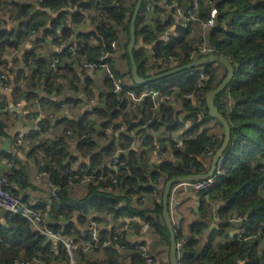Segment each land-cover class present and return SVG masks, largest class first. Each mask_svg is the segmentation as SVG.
<instances>
[{
  "label": "trees",
  "instance_id": "1",
  "mask_svg": "<svg viewBox=\"0 0 264 264\" xmlns=\"http://www.w3.org/2000/svg\"><path fill=\"white\" fill-rule=\"evenodd\" d=\"M105 1L110 0H0V24L1 21L12 23L11 28H0V66H9L5 56L18 51L24 41L35 38L37 43H42L50 39L51 35L57 34L54 39H50L54 44L58 46L63 40L68 43L52 58L59 60V70L56 73L48 70L50 64L35 49L29 51L24 58L26 65L32 69L30 74L19 67L18 63L13 64L14 68L17 66V75L27 82L24 88H16L17 100L24 98L26 104H30L36 100L41 102L45 98V103H58L52 98L42 97V92H45L54 95L58 99L56 101L70 103L76 108L80 101L78 96L62 98L70 86L79 91L74 82L78 76L76 67L84 69V60L98 61L103 51L114 55L116 53L107 61L118 76L124 79V88H130L136 93L160 85H164V91L177 88L181 94L195 89L196 75L179 78L174 82L166 77L144 85L128 84L126 79L131 78L132 69L128 44L138 0H120V11L112 18L92 16L93 5ZM197 1L198 15L202 20L210 18L213 6L218 10L215 25L210 31V42L217 46L219 54L226 55L232 61L235 68L233 79L215 98V103L228 119L232 132L221 173L216 176L215 183L210 188L199 193L200 219L191 222L187 232L181 227L175 228L177 243L183 241L179 262L238 264V259H247V264H264V0ZM173 2L186 7L188 4L193 5L194 0H144L136 21L137 41L141 38L145 44H153L157 58L173 55L178 58L180 65H185L190 61L188 56L192 51L187 39L191 29L178 25L179 37L170 43L160 39L175 25V10L168 7ZM146 3L151 6L149 10L145 8ZM40 6L51 8L54 14L41 10ZM85 17L91 20L92 29L77 34V30L85 24ZM151 18L154 23L150 22ZM17 22L18 25L15 24ZM113 41H118L117 52L112 48ZM145 44L136 46L134 50L141 76L148 77L171 69L154 71L155 66L151 65L149 49ZM68 49L71 51H67ZM120 58L127 62V73L123 74L119 68ZM211 66H203L208 74L203 88L205 94L223 79H218L212 73ZM42 67H46L47 71H41ZM86 85L89 95L100 92L99 99L81 117H66L64 131H72L77 137L82 133L89 134L88 137L77 139V149L81 156L90 157V166L81 170L72 169L71 163L76 158L68 152L66 137L70 135L66 133L56 141L45 140L34 145L31 154L37 158L43 154L45 164L41 170L50 173L49 181L57 188L56 196L51 193L50 204L34 206L47 212L46 221L50 227L63 236H73L77 244L86 241L88 237L84 236L73 221L75 214L78 212V222L83 226L87 225L90 213L108 212L116 216L125 214L131 218L139 217L140 220L133 222L131 230L134 233H140L138 230L144 223H148L151 230L163 237L170 246V231L163 217L162 198L148 199L153 204L154 215L120 205L123 199H132L135 187L150 193L158 177H165L166 182L173 177L208 170L202 159L206 147L210 144L217 149L222 144L223 135H216L204 126L212 119L207 115L205 98L202 99L201 108L185 100L183 105L187 113L185 119L181 120L182 111H178L173 105H156L150 98L135 104L125 92L115 93L114 84L109 77L103 78L102 89L92 77L88 78ZM6 105V101H0V137L8 135L11 121L9 110L4 111ZM59 107L60 105L58 109ZM203 111H206L205 116ZM191 118H196V121L191 123ZM110 125L113 127L112 132L108 131ZM162 126L167 127L170 133L182 128V145L177 146L172 137L159 138L155 133ZM47 128V120L42 119L41 129L30 131L29 138L40 139ZM159 145L168 148L170 158L153 164L150 157ZM117 152L125 163L117 184L90 182L82 197L71 196V185L79 181L78 178H72L76 173L83 174L90 168H101L104 161ZM7 156L11 157L10 154ZM99 171L109 173L111 167L108 165ZM23 174L21 169L11 167L7 176L11 182H19L24 186L27 179ZM12 186L13 183L10 191L19 195ZM119 190L124 195L117 193ZM215 205L219 217L218 227L211 230L205 241L203 233L208 226L207 221L214 214ZM237 215L244 218L243 223L238 225V229L243 227L246 230L243 236L239 232L231 235L230 229L235 224L233 220ZM6 220V223L0 222V264H13L15 259L22 256H37L50 264L60 257L65 259L63 244L56 248L53 241L45 243L38 237L29 220L21 214L6 212ZM114 228L111 231L100 229L102 241L111 242V246L127 245L131 251L128 256L134 262L142 263L144 256L135 249V245L144 243L130 242L129 230L120 227V233H114ZM114 235L117 237L114 238ZM113 253V256L100 261L81 258V264H120V254L116 248H113Z\"/></svg>",
  "mask_w": 264,
  "mask_h": 264
},
{
  "label": "crops",
  "instance_id": "2",
  "mask_svg": "<svg viewBox=\"0 0 264 264\" xmlns=\"http://www.w3.org/2000/svg\"><path fill=\"white\" fill-rule=\"evenodd\" d=\"M26 1V0H21ZM196 1V0H194ZM206 1V0H205ZM189 6V4L187 5ZM109 7L105 8V6H101L98 9H95V13L91 12L92 16H97L100 19H109L111 18L108 14ZM99 14H96L98 13ZM3 18V17H2ZM5 19V17H4ZM174 20L175 25H179L180 23H183L184 19L174 14ZM151 23H154L153 18L150 19ZM18 25V22L15 23ZM11 28L12 23L8 21L7 23L4 21H1L0 28ZM92 29V26L89 24H84L83 27L79 28L77 30V33L83 32V31H90ZM160 39L163 40V36L160 37ZM145 43L144 41L139 38L137 41V47L143 46ZM146 48L149 50H152L153 44H145ZM38 52L39 56L42 58H45L48 63L50 64L52 61L53 56L58 51V47L56 44H54L50 39L45 40L42 43H37L35 38L24 41L20 49L17 52H14L12 54H7L5 56L6 61L8 62L9 66H14L13 64L18 63L22 68V64L24 62V58L28 54L29 51L34 50ZM119 59V57H117ZM119 68L124 73H127V62L125 60H121L118 62ZM16 65V64H15ZM212 66L218 67V71L222 77L227 73L226 67L221 63H214L211 64ZM17 67V66H16ZM13 68L11 71H9V78L6 87L0 91V101H6L7 105L5 110H9L11 113V121L10 125L8 127V135L0 137V173L2 175L7 176V174L10 172L11 167H16V169H21L25 175V178L27 179V184L25 182L24 186H21L19 182H11L13 183V190H17L19 195L23 197L29 205H48L51 202V193H52V186L49 181V179L45 176H42L40 174L41 166L40 162L42 160L43 154L41 153L38 155V158L32 155V147L36 144H40L45 142L47 140L48 142L56 141L59 137H62L66 132H64V124H65V118H76L81 117L86 111L90 110L93 103L89 100V94L86 92V83L88 81L89 77H92L97 81L99 87L102 89V80L105 77L104 73H98L95 75H92L89 73L86 69H82L79 67L77 68L78 76L74 80L75 84L79 87V91L74 89L73 92H70V88L73 86L68 87L66 90V94L62 97L64 99L69 98V96L76 95L78 98H80L79 103H77L76 108L70 107V109H65L61 107V103L64 101H56L58 100L54 95H48L45 92H42V97H47L48 99L52 98L55 100V102L58 103H45L47 100L45 98L40 100L33 101L30 104H26V101L24 98H21L20 100H17V93L16 88L22 87L24 88L26 86V83L24 80L19 77L18 69ZM32 72V70L29 72V74ZM221 77V79H222ZM126 82L128 84H133L132 78H127ZM23 83V85H22ZM29 83V80H28ZM74 84V85H75ZM99 93L95 92L94 94L98 96L99 99ZM93 94V93H92ZM91 94V95H92ZM97 99V101H98ZM96 101V102H97ZM60 105L59 109L58 106ZM20 108V110H17L16 108ZM176 107V106H175ZM178 111H182L180 114L181 120L185 119L186 113L184 111V105L180 104L178 107H176ZM203 114V113H202ZM40 118L47 120L48 122V128L45 132L44 136H42L40 139H33V138H27L23 141L21 144L18 139L19 135L24 130H34V121L36 118ZM205 127L209 128L211 132H214L216 135L222 136L224 132L223 125L218 122L215 119H210L205 125ZM182 128L178 129V131H175L174 133H181ZM174 133L168 132L167 127L162 126L159 132H156L159 136V138H170ZM17 134L18 139L15 140V135ZM77 135H70L66 137V142L68 145V152L70 155H73L76 159L73 160L71 163V167L73 170H81L85 167L90 166V157H83L80 155L78 149H77ZM10 154L11 157H8L7 155ZM15 159V160H14ZM204 164L207 166V169L210 168V159L203 156L202 157ZM17 163H16V162ZM150 161L153 164H157L160 162L158 159L156 152L154 151L150 157ZM15 163V164H14ZM109 165V159H106L102 165L101 168H105ZM8 177V176H7ZM12 181V180H11ZM88 183L79 179V181H76V183L72 184L70 187V194L71 196L75 198L82 197L87 190ZM117 193H120L121 195H124V192L118 191ZM178 197L182 200V205L180 207V211L178 213V217L176 221L174 222L175 228L181 227L185 232L188 231V226L191 222L199 220L200 219V213L196 211V200L193 198V193L191 191H177ZM131 200L123 199L120 206L129 207L131 210L135 209L136 211L143 210L147 211L149 215H154V209L153 204L151 201L147 200L146 202H141L137 195L133 194L131 196ZM214 214L212 215V218L207 221V228L205 229V232L203 233L204 240L207 241L211 229L210 224L212 223H219V217L216 213L217 207L215 205L214 208ZM89 218H94L99 223V227L102 231H111L115 226L121 227L123 230H129L128 233V240L130 242H143L152 253L154 264H171V257H170V246L166 242V240L161 237L159 234L154 233L151 229L152 227L149 225V230L144 233H134L131 229L133 226V222L140 220L139 217L135 216L133 218L129 217L128 215H119L116 216L114 213H108V212H92L90 213ZM6 211L0 208V222L6 223ZM73 221L76 223L77 226H79L81 232H85L88 228L87 225H80L78 222V212L75 214ZM146 224V223H144ZM148 224V223H147ZM217 227V226H216ZM35 230V228L33 227ZM231 230V235L237 234L238 231V225L234 224ZM55 243V247L59 245L57 242L53 241ZM47 243V242H45ZM85 242L81 241L78 246L80 248V258L85 259L86 261H100L104 259H108L109 257L113 256V248L117 249V252H119L120 257V264H139L137 262H134L132 260V257L130 255L128 256V253L131 252L130 249H122L119 246H111L106 245L105 247H96L94 249H86L84 248ZM65 259L64 257H60L59 259L55 260L52 264H64Z\"/></svg>",
  "mask_w": 264,
  "mask_h": 264
},
{
  "label": "built area",
  "instance_id": "3",
  "mask_svg": "<svg viewBox=\"0 0 264 264\" xmlns=\"http://www.w3.org/2000/svg\"><path fill=\"white\" fill-rule=\"evenodd\" d=\"M209 1V0H208ZM212 3V1H210ZM101 6H105V8L109 7L108 14L112 18L114 15H117L120 11V0H110L109 2H100L95 3L93 5V8L91 12L95 13V9H98ZM171 9L175 10V13L179 16H181L184 21L183 23H180L179 25L190 28L191 32L188 36L189 45L192 47V51L190 52L188 59L191 61L198 60L199 58L203 56H209V55H217L219 54L217 46L210 42V31L211 28L215 25V18L217 16L218 10L215 6L212 7L211 16L207 20H202L199 18L198 15V1H194L193 5L189 4V6L183 7L178 2H173L171 5L168 6ZM145 8L149 10L151 8L149 3L145 4ZM96 14H99L96 13ZM85 24L91 25V20L89 17L84 18ZM178 25H173L169 31H167L163 35V40L166 43H170L174 38L179 37V32L177 30ZM57 36V34L51 35L50 39H54ZM68 45V43L63 40L60 45H58V51L61 48H65ZM112 48L117 52L118 49V41L112 42ZM67 51H71V49H68ZM17 52V51H16ZM150 58H151V65L155 66L154 71H158V69H167V68H175L180 65V62L178 61V58L173 55L164 56L162 58H157V53L155 50V46L152 47V50L148 51ZM116 55V53H115ZM114 53H109L106 51H103L101 56L99 57L98 61H90V60H84V69H86L89 73L92 75L98 74V73H104L105 77L111 78L113 84H114V92L117 94H121V92H125L127 94V97L134 102L135 104H139L143 102L146 98H150L156 105H160L163 103H167L173 106L178 107L180 104H184L185 100H189L195 104L196 107H202V99L205 98L206 100V94L203 91V88L205 86V82L208 79L207 71L203 66L194 67L192 69H188L186 71H183V74H180L178 78H174V80H178L179 78H186L192 75H196V87L191 92H186L181 94L180 91L177 88H174L171 91H164V85H160L156 88H147L140 93H136L133 90L124 88V79L122 77H119L118 74L114 71L111 64L107 61V59L111 56H115ZM188 62V63H189ZM22 68L25 70L26 73H29L32 69L26 65L25 62L22 64ZM59 60L57 58H54L52 62L50 63L48 70L52 73H56L59 69ZM161 66V68H159ZM13 66H0V91L3 90L8 82L9 78V71H11ZM173 67V68H172ZM170 70V69H169ZM41 71H47L46 67H42ZM179 74V73H178ZM23 85V83H22ZM70 92L74 91V88H70ZM89 100L94 104L96 103L98 96L95 94L88 95ZM62 108L70 109L71 104L67 102H63L60 104ZM204 112V111H203ZM196 121V118H191L190 122L194 123ZM123 126H121L122 128ZM41 129V119L38 117L34 121V130H40ZM113 127L110 125L108 127V131L112 132ZM66 132V131H64ZM68 135H73L72 131L66 132ZM30 136V130H24L20 133L18 141L22 144L24 140H26ZM88 133H82L79 134L78 138H85L88 137ZM172 140L176 142L177 146H181L183 139L181 137V134L174 133L172 135ZM218 149V148H217ZM216 148H214L212 145L208 144L206 147V151L204 156L211 159L216 151ZM156 155L158 159L161 161L167 160L170 158V153L168 151V148H166L165 145H159L157 149L155 150ZM119 152L112 155L111 158H109V166L111 167V172H100L99 169L103 168H90L89 171H86L85 173H76L72 178H78L81 179L87 183L90 182H112L117 184L119 182V174L122 170L123 165L125 164L124 161H122L119 157ZM224 158V157H223ZM223 158L219 161L217 165V169L215 174L212 177H209L207 179L203 180H190L185 181L184 184L190 188L191 192L194 194L199 195V193L202 190H205L207 188H210L215 183V178L218 174L221 173V167L223 163ZM45 164V162L41 161L40 166L42 167ZM66 170H69V168H66ZM40 174L42 176L50 178V173L48 171L41 170ZM73 180V179H72ZM169 180V179H168ZM166 180V182L168 181ZM165 177L163 176L158 177L155 179V186L154 189L148 193L144 190H141L139 187H135L134 191L137 197L140 199L141 202H146L149 197L154 198H162L163 195V187L165 185ZM51 183V182H50ZM11 180L0 173V208L5 210L8 213L11 214H21L26 219L29 220L31 225L35 228L38 237L42 238L45 242L55 241L58 244H63L64 251H65V263L64 264H81V258H80V248L78 244L76 243V240L73 236H63L59 234L57 231H55L52 227L48 225L47 220V212L36 208L34 205H29L23 197L19 195H15L10 191L11 186ZM52 186V195L56 196V187L51 183ZM162 191V192H161ZM182 205V200L178 197L177 191L175 190V186L172 189L170 200H169V212L172 217L173 222L176 221L178 217V213L180 211V207ZM243 216L237 215L236 218H234L233 222L237 225H240L243 223ZM87 229L84 232V236L88 237L85 242L86 249H94L96 247L100 246H106L110 245L111 242L108 241H102V237L100 235V227L98 221L94 218H89L87 223ZM149 230V224H143V226L138 230L140 234H144ZM120 227L116 226L113 230L114 233H120ZM240 236H243L246 233L245 228L238 229ZM117 235H114V238H116ZM246 239V238H245ZM183 241H180L177 243L178 245V258L179 254L181 253ZM122 249H128L129 247L127 245L125 246H119ZM135 249L139 250L143 256L144 261L139 264H154V259L152 256V253L150 252V249L145 244H137L135 245ZM247 259H238V264H247ZM13 264H50L45 262L44 260L40 259L37 256L33 257H18L15 259ZM179 264H183L179 262Z\"/></svg>",
  "mask_w": 264,
  "mask_h": 264
},
{
  "label": "water",
  "instance_id": "4",
  "mask_svg": "<svg viewBox=\"0 0 264 264\" xmlns=\"http://www.w3.org/2000/svg\"><path fill=\"white\" fill-rule=\"evenodd\" d=\"M144 0H138L134 16L132 19L131 24V38L128 44V51L131 58L132 69H131V78L132 82L136 85H144L152 81L160 80L166 77H171L188 69H192L194 67L204 66L207 64H214V63H221L223 64L226 69L227 73L222 79V81L213 89H211L206 94V105H207V115H209L212 119L217 120L223 125L224 132H223V141L222 144L218 147L215 155L210 159V168L206 172L202 173H188L185 175L177 176L170 178L163 187V195H162V202H163V217L165 223L170 231V257H171V264H179L178 258V245L176 240V230L175 224L172 220V217L169 212V200L170 195L172 192L173 187L175 186L176 191H191L189 187H187L184 182L190 180H203L209 177H212L217 169V165L221 158L225 156V152L231 140V126L228 119L222 114L215 103L216 96L221 93L231 82L233 79L235 68L232 61L224 54H217V55H209L203 56L198 60L191 61L185 65H181L165 71L160 74L150 75L148 77H143L139 74L138 64L135 60L134 50L137 46V34H136V21L139 14V11L142 7ZM41 10L48 12L50 15L54 14V11L51 8L47 7H39ZM78 34V33H77ZM20 110V108H16ZM206 115V111L203 112V116ZM193 198L196 200V211H199L200 208V196L193 193ZM218 227L217 223L210 224V229L213 230L215 227Z\"/></svg>",
  "mask_w": 264,
  "mask_h": 264
},
{
  "label": "rangeland",
  "instance_id": "5",
  "mask_svg": "<svg viewBox=\"0 0 264 264\" xmlns=\"http://www.w3.org/2000/svg\"><path fill=\"white\" fill-rule=\"evenodd\" d=\"M211 70H212V73H213V74H216V75L219 77L218 79H220V78L222 77V75H221L219 72H217V71H218V67H216V69H215L214 66H211ZM178 75H179V74L173 75V76L169 77L168 80H169L170 82H172L173 79H174L176 76H178Z\"/></svg>",
  "mask_w": 264,
  "mask_h": 264
}]
</instances>
